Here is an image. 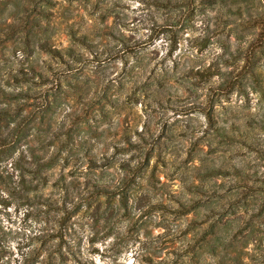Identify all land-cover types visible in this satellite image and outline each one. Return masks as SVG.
I'll return each mask as SVG.
<instances>
[{
  "label": "rangeland",
  "instance_id": "374dc122",
  "mask_svg": "<svg viewBox=\"0 0 264 264\" xmlns=\"http://www.w3.org/2000/svg\"><path fill=\"white\" fill-rule=\"evenodd\" d=\"M0 264H264V0H0Z\"/></svg>",
  "mask_w": 264,
  "mask_h": 264
}]
</instances>
